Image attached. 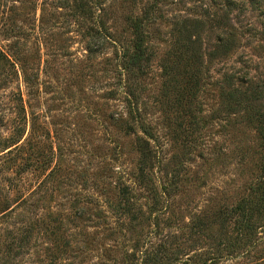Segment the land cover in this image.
<instances>
[{
	"label": "rangeland",
	"instance_id": "1",
	"mask_svg": "<svg viewBox=\"0 0 264 264\" xmlns=\"http://www.w3.org/2000/svg\"><path fill=\"white\" fill-rule=\"evenodd\" d=\"M223 1L5 3L0 43L31 33L36 50L24 67L29 84L21 74L0 84V210L9 206L0 212V264H201L218 252L214 264H264V227L255 245L233 249L234 218L220 224L262 177L264 126L225 94L228 83L245 80L264 112V0L241 17L259 32L237 37L226 56L209 57L222 28L200 32L201 64L180 58L175 44L183 17H209ZM147 5L148 59L121 74L131 19ZM130 111L154 133L148 180L138 175L143 133ZM199 218L212 220L203 233Z\"/></svg>",
	"mask_w": 264,
	"mask_h": 264
},
{
	"label": "trees",
	"instance_id": "2",
	"mask_svg": "<svg viewBox=\"0 0 264 264\" xmlns=\"http://www.w3.org/2000/svg\"><path fill=\"white\" fill-rule=\"evenodd\" d=\"M11 1V0H10ZM19 4H28V8H34L35 0H13ZM9 0H0V35L5 33L8 29L6 25L8 24L7 18L4 15V6L5 3ZM251 5L250 10L259 9L260 1L259 0H224L223 3L217 4L218 11H215L211 16L210 13L203 12L200 16L195 17H183V20L178 26V35L175 39L177 55L180 58H186L189 60H195L196 63L201 64V51L199 45V35L202 30L208 25L210 28L217 27L222 28L223 36L217 38L215 47L209 57L212 59L220 58L226 56L237 47V41L240 36L247 33L249 35H256L259 32L258 29H254L256 33L247 31L242 25L241 17L247 11L246 5ZM30 5V6H29ZM12 3L8 6L9 12L12 14V11L15 13L17 8ZM153 7L148 5L142 9L140 16H135L131 19L130 26L132 28V49L123 48L119 52L120 56V71L121 74H135L143 68L144 62L148 59L147 56V45L146 37L147 31L146 26L151 22L148 19V16L152 15ZM147 15V16H146ZM200 17H203L200 18ZM28 20L29 28L34 31L35 27ZM149 23V24H148ZM14 27H17L16 23H13ZM148 24V25H147ZM19 26V25H18ZM22 26V23L21 25ZM20 29V27H19ZM262 33L264 32V25L261 29ZM31 33L23 35V37L14 39L9 44L0 43V69L4 70L2 74L3 77L0 78V84H6L11 82L15 77H21L28 84L31 82V78L26 75L25 66H28L30 61L29 58H33L32 51L36 50L35 39H30ZM32 50H28V46ZM32 54V55H31ZM28 55V56H27ZM184 55V56H182ZM25 67V68H24ZM9 72V73H8ZM21 72V73H20ZM126 89H128V79L125 76L122 80ZM237 82V83H235ZM250 82V80H249ZM247 83V81L237 78L231 84L228 83V90L225 94V99H228L231 108L239 110H244V112L249 113V118L255 120L259 124V128L264 126V112L260 111V108L255 107L261 99V93L256 89L251 88V86L243 87L242 84ZM128 91V90H127ZM129 94L134 95L132 90L128 91ZM127 94V93H126ZM16 99H19L16 97ZM20 110H23V106L20 105ZM129 115L132 118L133 123L136 122L140 125L138 126L139 130L143 133L142 136L137 138V149L140 155L139 161V177L141 180H148L147 173L150 168L153 167V149L151 142L154 141V133L151 130L150 126L146 123H143L141 119H136L137 116H134L130 111ZM262 117V118H261ZM137 120V121H136ZM136 123V124H137ZM128 128H132L131 124L127 125ZM19 130L21 127L19 126ZM18 130V131H19ZM23 130V129H22ZM21 130V131H22ZM22 135V134H21ZM10 144H15L18 141H10ZM262 177L259 181H256L254 185L250 186L249 192L241 197L235 206L222 211L223 216L221 220V227L224 225V222L231 221L233 219V225L237 233L234 237L232 243L228 246H231L233 249L240 248L241 245L253 246L257 241L262 239V229L264 227V164L261 167ZM165 189H168L170 185L164 186ZM124 194V206L123 208H131L132 201L128 196L126 189L123 191ZM9 206L3 205L0 212H5ZM212 220H202L199 218V221L196 223L197 231L203 233L206 226ZM25 233L32 230L31 226L25 228ZM222 233V232H221ZM226 236V233H223ZM24 240L26 239V234H24ZM222 238V235L219 236ZM23 237L20 238V242L16 245L20 247ZM231 249V250H233ZM222 254L218 252L212 255L210 258L202 259L201 264H214L218 255ZM186 264H197L192 261L191 258L186 259Z\"/></svg>",
	"mask_w": 264,
	"mask_h": 264
}]
</instances>
